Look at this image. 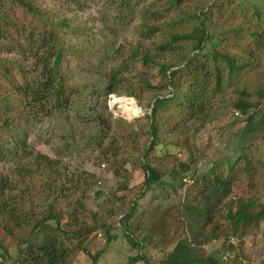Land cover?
Returning <instances> with one entry per match:
<instances>
[{
	"label": "trees",
	"instance_id": "16d2710c",
	"mask_svg": "<svg viewBox=\"0 0 264 264\" xmlns=\"http://www.w3.org/2000/svg\"><path fill=\"white\" fill-rule=\"evenodd\" d=\"M63 1L81 6L80 0ZM135 1L120 0V9L131 14L140 0ZM183 1L153 0L143 4L141 13L144 20L137 32L143 39L157 37L158 40L151 50H143L138 45L130 50L133 61L140 62L145 70L157 68L166 83L156 88L147 82L130 85V91L125 95L138 100V91L166 90L167 93L162 96L154 94L148 104L151 112L145 116L148 128L145 134L149 137V145L137 163L143 179L129 210L118 220L125 222L120 226L123 236L137 252L128 258L127 264H149L143 252L148 246L155 247L154 236L162 230L159 225L165 222L167 215L166 211L160 212V204L155 205L154 201L160 196L175 193L183 185L185 175L192 171V165L193 181L205 194L206 202L182 208L180 223L184 224L191 239H177L160 264H239L235 259L224 262L205 254L203 246L207 240L198 243L199 233L215 240L217 237L210 225L217 217L223 231L229 234L227 238L238 240L240 245L245 236L257 232L264 224V200H259L257 195L249 198L239 196L231 206L220 209L217 215L214 212L241 171L264 168V162L258 155L251 158L256 165L253 167L246 153L252 147L258 128H262L260 139L264 141V114L260 127L250 126L254 117L247 113L252 104L241 99L234 105L233 110H238L243 116L235 120L245 118L249 127L246 126L230 141L231 155L214 161L205 172H199L192 158L181 161L170 151L175 147L188 149L183 142L187 137V123L203 127L209 121L213 101L223 95L224 71L252 69L248 63L255 56L254 49L259 50L264 42V30L227 28L221 30V36H216L219 30L211 29L209 21L212 17L221 18L225 10L241 14L244 5H232V0H215L205 12L199 7V12L194 14L193 11L189 17H180L181 14L170 16L176 8L168 3H174L177 9H181ZM260 13L249 14L257 26L264 25ZM51 17L54 16L40 9L36 0H0V163H8L11 169L0 178V233L9 238L19 251L10 260L7 249L0 243V257L7 264H68L72 248L56 234L60 233L67 242L80 236L83 239L97 228L78 224L77 210L84 208L76 202L67 217L68 225L74 229L62 230L64 214L60 206L69 203V190H75L79 180L65 181L57 165L53 167L51 161L34 154L27 143V132L23 130L35 107H40L43 114L49 116L69 102V87L62 73L63 57L69 48L64 46L60 34L71 31V26L67 18L53 21ZM20 38H26L27 46L34 39V50L30 53L37 67L34 77L28 76L29 70L18 57L27 52ZM241 62L247 66H235ZM116 92L111 84L107 86V94ZM259 93L264 98V92ZM256 108L260 109V106ZM246 143L249 144L246 146ZM232 155L237 157L234 159ZM33 176L37 177L35 181ZM147 194L150 195L148 198ZM143 198L144 210L138 204ZM143 212H147L146 221H149V216L151 219L155 214L157 216L144 229L140 225L144 221L139 223ZM105 234L109 242L117 238L110 233V228L105 229ZM22 245L26 246L23 251L20 250ZM240 250L243 253V249ZM103 252L91 256V264H95ZM261 264H264V259Z\"/></svg>",
	"mask_w": 264,
	"mask_h": 264
},
{
	"label": "rangeland",
	"instance_id": "374dc122",
	"mask_svg": "<svg viewBox=\"0 0 264 264\" xmlns=\"http://www.w3.org/2000/svg\"><path fill=\"white\" fill-rule=\"evenodd\" d=\"M151 1L153 0L137 1L130 14L125 9H120V0H80L81 6H72L63 0H36L40 9L54 16L51 20L67 18L71 26V31L60 34L64 46L69 48L62 62V73L69 87V102L66 107L49 116L44 115L40 107V110L38 106L35 107L23 130L27 132V143L34 154L45 157L52 162V166L57 165L62 170L65 181L79 180L78 187L69 190V203L60 206L64 214L62 230L74 229L68 225L70 222L68 223L67 217L76 202L84 208L77 210L78 224L97 227L83 239L80 236L67 242L60 233L56 234L72 248L68 264H91V256L102 250L104 252L95 264H127L128 258L137 253L123 236L120 226H124L125 222L118 220L129 210L143 179L137 163L144 148L149 145V137L145 134L148 129L145 116L151 112L148 104L154 94L162 96L167 93L166 90L138 91V100L125 95V92L130 91V85L147 82L156 88L166 83L157 68L145 70L140 62L131 59L132 47L138 45L143 50H151L158 40L157 37L143 39L137 32L144 20L141 6ZM214 1L184 0L180 5L181 9L169 2V5L176 8L170 16L181 14L180 17H189L193 11L197 14L199 7L204 8L205 12ZM234 4L244 5L241 14L225 10L221 18L212 17L209 21L212 30H219L216 31V36H221V30L227 28L264 30L263 24L257 26L249 17L252 12H261L264 21V0H232V5ZM24 40L21 39L27 52L18 57L29 70L28 76L34 77L37 67L34 66L30 53L34 50L35 42L33 39L32 44L27 46ZM254 54L252 61L248 63L252 69L245 67L240 71H224L223 95L213 101L209 121L203 127L187 123V137L183 142L188 149H170L178 160L187 161L192 158L199 172L203 173L214 161L231 155L230 141L249 125L245 118L239 121L232 117L234 105L241 99L253 106L247 113L254 117L250 126L260 127L264 114V98L259 93L264 92V42L259 50L254 49ZM239 65L247 66L244 62L235 64L237 67ZM110 84L117 91L115 94L106 93ZM257 105L260 109L256 108ZM128 109L138 110V114L130 115ZM180 130L181 128L178 132ZM262 134V128H258L252 147L246 150L253 167H256L251 161L253 155H258L264 162V141L260 139ZM168 139L171 140V137L168 136ZM232 156H235L234 159L237 157ZM191 167L192 171L185 175L183 185L175 193L160 196V199L154 201L155 205L160 204V212L166 211L167 215L165 222L159 225L162 230L154 236L155 247L148 246L143 252L149 264H160L177 239H191L186 234L184 224L180 223L182 208L206 202L205 194L201 193L199 186L193 181L194 167ZM10 170L8 163H0V178ZM247 171L238 174L226 198L216 206V215L220 209L231 206L239 196L249 198L257 195L259 200H264V168ZM32 178L34 181L37 179L36 176ZM144 199L138 201L143 210L146 207ZM146 214L147 212L140 214L139 223L144 221L140 224L143 229L149 227L150 220L157 219L155 214L146 221ZM106 228H110V233L117 236L115 240L107 241ZM210 228L215 232V240H210L203 233H199L197 237L198 243L207 240V244L203 246L205 254L224 262L235 259L239 264L262 263L264 224L257 232L245 236L240 245L238 240L227 238L229 234L223 231L219 218L213 220ZM0 243L7 249L9 259H14L19 251L11 240L0 233ZM24 248L26 246L22 245L20 250L23 251Z\"/></svg>",
	"mask_w": 264,
	"mask_h": 264
},
{
	"label": "built area",
	"instance_id": "2783aa9c",
	"mask_svg": "<svg viewBox=\"0 0 264 264\" xmlns=\"http://www.w3.org/2000/svg\"><path fill=\"white\" fill-rule=\"evenodd\" d=\"M232 117L234 119H242L243 116L242 114L238 111V110H232ZM101 234L98 235V237H100ZM0 264H7L2 257H0Z\"/></svg>",
	"mask_w": 264,
	"mask_h": 264
},
{
	"label": "clouds",
	"instance_id": "9594fccd",
	"mask_svg": "<svg viewBox=\"0 0 264 264\" xmlns=\"http://www.w3.org/2000/svg\"><path fill=\"white\" fill-rule=\"evenodd\" d=\"M129 102L131 103V101H129ZM127 111L130 113V115L138 114V110L128 109Z\"/></svg>",
	"mask_w": 264,
	"mask_h": 264
},
{
	"label": "bare ground",
	"instance_id": "6f19581e",
	"mask_svg": "<svg viewBox=\"0 0 264 264\" xmlns=\"http://www.w3.org/2000/svg\"><path fill=\"white\" fill-rule=\"evenodd\" d=\"M118 100V99H117ZM129 105V104H128ZM132 107V106H131ZM124 108V107H123ZM125 111V110H124Z\"/></svg>",
	"mask_w": 264,
	"mask_h": 264
}]
</instances>
